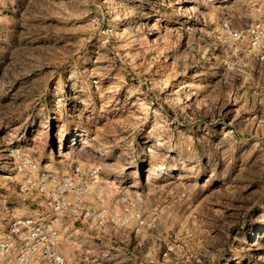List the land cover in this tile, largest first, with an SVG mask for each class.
<instances>
[{"label": "clouds", "instance_id": "obj_1", "mask_svg": "<svg viewBox=\"0 0 264 264\" xmlns=\"http://www.w3.org/2000/svg\"><path fill=\"white\" fill-rule=\"evenodd\" d=\"M0 264H264V0H0Z\"/></svg>", "mask_w": 264, "mask_h": 264}]
</instances>
